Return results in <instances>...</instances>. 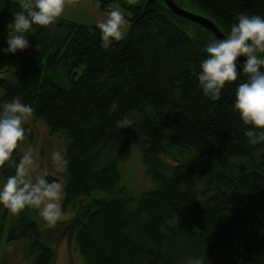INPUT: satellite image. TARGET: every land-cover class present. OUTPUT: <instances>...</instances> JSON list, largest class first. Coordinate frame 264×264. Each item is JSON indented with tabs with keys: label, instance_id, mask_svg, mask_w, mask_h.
Returning <instances> with one entry per match:
<instances>
[{
	"label": "trees",
	"instance_id": "trees-1",
	"mask_svg": "<svg viewBox=\"0 0 264 264\" xmlns=\"http://www.w3.org/2000/svg\"><path fill=\"white\" fill-rule=\"evenodd\" d=\"M98 2L127 11L129 30L59 18L14 47L6 33L43 21L0 0V175L18 178L24 203L34 186L16 136L31 130L9 106L67 140L68 217L46 229L19 221L6 242L25 239L29 264H53L47 234L64 232L82 264H264V76L162 0ZM173 2L211 20L249 60L264 54V0ZM134 145L155 183L136 201L119 167Z\"/></svg>",
	"mask_w": 264,
	"mask_h": 264
},
{
	"label": "rangeland",
	"instance_id": "rangeland-1",
	"mask_svg": "<svg viewBox=\"0 0 264 264\" xmlns=\"http://www.w3.org/2000/svg\"><path fill=\"white\" fill-rule=\"evenodd\" d=\"M44 2L47 5V12L38 13L39 19L43 21L42 24H34L26 18L20 21L21 26L19 25L13 32L6 33L4 36L9 44L14 47L19 45L39 27L51 31L50 29L56 26L59 18L108 29L116 35H122L129 30L130 14L113 2L107 10L99 8L98 0H45ZM187 9L194 14H201L197 10ZM250 61L262 66L264 65V54ZM257 73L264 76V72ZM8 111L17 115L18 127L27 125L31 130L30 138L28 134L24 136L20 133L16 137L20 139L18 150L22 154L23 172L26 178L33 183L34 194L28 202L24 203L23 194L17 191L18 178L7 181L0 175V225L3 226L0 261L3 264H29L32 257H27V241L19 239L6 242L5 236L19 221H35L39 228L46 229L51 221H62L68 217L67 214L60 212L61 201L64 198L63 156L67 140L50 135L43 121L32 118L31 114L19 104L10 105ZM164 161L167 165L176 162L172 157ZM119 167L123 185L134 201L138 200L142 191L155 188V183L146 174L138 145L128 148ZM46 174L59 178V183L51 194L40 186V180ZM62 234H47L48 244L55 249L56 257L53 264H82L81 255L71 244V242L74 244V237L72 238L68 232Z\"/></svg>",
	"mask_w": 264,
	"mask_h": 264
},
{
	"label": "water",
	"instance_id": "water-1",
	"mask_svg": "<svg viewBox=\"0 0 264 264\" xmlns=\"http://www.w3.org/2000/svg\"><path fill=\"white\" fill-rule=\"evenodd\" d=\"M162 1L173 14L181 16L184 19L186 18L195 24L201 25L206 30L208 29L213 35H215L216 39L219 40V42L225 47V49L230 53V55L233 56V59L237 61L239 65L241 64L250 71L252 70L260 73L264 72V65L261 66L253 63V61H250L245 55L239 52L236 46L233 45L231 41L228 40L224 34H222L219 28L216 27V25L213 24L211 20H209L207 17H204L201 14H194L189 10L183 9L175 2H173V0ZM148 2H152V0H148ZM58 180V177L46 174L40 180V186L42 189L44 188L48 194H51L53 193L54 188L58 185Z\"/></svg>",
	"mask_w": 264,
	"mask_h": 264
},
{
	"label": "built area",
	"instance_id": "built-area-1",
	"mask_svg": "<svg viewBox=\"0 0 264 264\" xmlns=\"http://www.w3.org/2000/svg\"><path fill=\"white\" fill-rule=\"evenodd\" d=\"M22 10H37L42 13L46 12V5L41 3V0H18Z\"/></svg>",
	"mask_w": 264,
	"mask_h": 264
},
{
	"label": "bare ground",
	"instance_id": "bare-ground-1",
	"mask_svg": "<svg viewBox=\"0 0 264 264\" xmlns=\"http://www.w3.org/2000/svg\"><path fill=\"white\" fill-rule=\"evenodd\" d=\"M18 1V0H17ZM19 2V1H18ZM19 5H20V3H19ZM20 8H21V6H20ZM21 11H22V8H21Z\"/></svg>",
	"mask_w": 264,
	"mask_h": 264
},
{
	"label": "clouds",
	"instance_id": "clouds-1",
	"mask_svg": "<svg viewBox=\"0 0 264 264\" xmlns=\"http://www.w3.org/2000/svg\"><path fill=\"white\" fill-rule=\"evenodd\" d=\"M26 12H29V11H26ZM29 13H31V12H29Z\"/></svg>",
	"mask_w": 264,
	"mask_h": 264
}]
</instances>
